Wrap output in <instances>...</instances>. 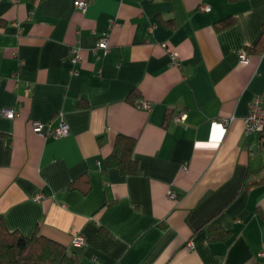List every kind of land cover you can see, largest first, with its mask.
<instances>
[{
    "label": "crops",
    "instance_id": "0c3cea01",
    "mask_svg": "<svg viewBox=\"0 0 264 264\" xmlns=\"http://www.w3.org/2000/svg\"><path fill=\"white\" fill-rule=\"evenodd\" d=\"M76 1L0 0L8 229L63 244L78 264H264V150L244 123L264 98V0ZM104 35L109 50L94 52ZM62 118L68 136L32 126ZM119 135L135 140L136 174L107 164ZM215 219L229 239H211Z\"/></svg>",
    "mask_w": 264,
    "mask_h": 264
},
{
    "label": "trees",
    "instance_id": "16d2710c",
    "mask_svg": "<svg viewBox=\"0 0 264 264\" xmlns=\"http://www.w3.org/2000/svg\"><path fill=\"white\" fill-rule=\"evenodd\" d=\"M232 19L228 18L217 24L218 29L230 26ZM255 49L260 52L264 48V39ZM135 140L119 135L107 164L119 167L126 174L138 173L136 162L132 159ZM211 230L215 233L211 239H229L231 233L212 221ZM215 235V236H214ZM78 256L71 253L66 246L42 235L25 236L16 230H10L0 216V264H78Z\"/></svg>",
    "mask_w": 264,
    "mask_h": 264
},
{
    "label": "built area",
    "instance_id": "2783aa9c",
    "mask_svg": "<svg viewBox=\"0 0 264 264\" xmlns=\"http://www.w3.org/2000/svg\"><path fill=\"white\" fill-rule=\"evenodd\" d=\"M11 2H16L17 0H10ZM93 0H77L75 2V6L79 9H86L87 6L92 2ZM200 8L203 11H209L210 6L206 4H202ZM98 50H104L107 52L109 50V38L107 35H104L98 44L96 45L94 52H97ZM73 57L72 60L76 64L80 61V55L77 49H74L73 51ZM172 64L173 65H180V56L176 49H172L170 51ZM241 59L246 60L247 59V53L242 52L241 53ZM264 98L262 96H256L251 105H250V112L247 115V117L244 120L245 123V135L251 136V135H257L259 136V142L260 150H264V107H263ZM148 106V104H146ZM1 115L8 118L13 119L15 117V112L13 109H3L1 111ZM187 115L185 113H180L177 117H175L176 121H184L186 119ZM233 118L225 119L224 123L226 125L232 121ZM33 129L37 134L40 135H53L55 137H64L68 136L70 132V128L67 124V122L62 118L59 125L56 128H52L50 130H47L44 132L43 125L39 121H33L32 123ZM42 194H38L37 198L41 199ZM169 196L171 198H175L176 194L174 191H169ZM85 242V239L83 236L78 235L73 239V244L77 246L83 245ZM188 247L193 248L194 244L192 241L188 242ZM264 253L261 252V256Z\"/></svg>",
    "mask_w": 264,
    "mask_h": 264
},
{
    "label": "water",
    "instance_id": "95a60500",
    "mask_svg": "<svg viewBox=\"0 0 264 264\" xmlns=\"http://www.w3.org/2000/svg\"><path fill=\"white\" fill-rule=\"evenodd\" d=\"M252 150L257 152L258 150H260V145L258 143L254 144L252 146Z\"/></svg>",
    "mask_w": 264,
    "mask_h": 264
}]
</instances>
